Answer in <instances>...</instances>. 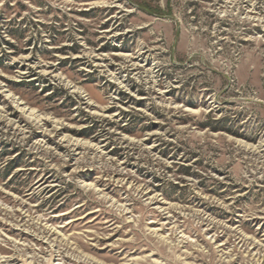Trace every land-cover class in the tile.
I'll return each instance as SVG.
<instances>
[{
  "label": "rangeland",
  "instance_id": "rangeland-1",
  "mask_svg": "<svg viewBox=\"0 0 264 264\" xmlns=\"http://www.w3.org/2000/svg\"><path fill=\"white\" fill-rule=\"evenodd\" d=\"M0 264H264V0H0Z\"/></svg>",
  "mask_w": 264,
  "mask_h": 264
},
{
  "label": "bare ground",
  "instance_id": "bare-ground-1",
  "mask_svg": "<svg viewBox=\"0 0 264 264\" xmlns=\"http://www.w3.org/2000/svg\"><path fill=\"white\" fill-rule=\"evenodd\" d=\"M25 110V109H24ZM33 113V111H31Z\"/></svg>",
  "mask_w": 264,
  "mask_h": 264
}]
</instances>
